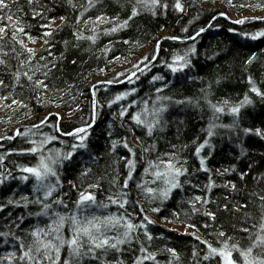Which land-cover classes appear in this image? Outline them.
Returning <instances> with one entry per match:
<instances>
[{
    "label": "trees",
    "instance_id": "1",
    "mask_svg": "<svg viewBox=\"0 0 264 264\" xmlns=\"http://www.w3.org/2000/svg\"><path fill=\"white\" fill-rule=\"evenodd\" d=\"M216 1L224 9H209L201 0H180L183 6V11H180L174 7L176 0H162L168 8H157L153 15L137 5L139 14L129 20L136 0H95V7L85 13L78 24L77 19L83 11L80 5H86L87 0H73L76 8L71 7L67 0H39L44 8L35 3L32 8L42 11L44 19L39 16L33 19L34 13L29 9L27 0H17L16 3L7 0L12 12L21 17V23L32 26L26 27L25 31H30L33 37L43 41L39 49H34L32 63L46 64L48 68L44 71L49 68L51 71L46 80L49 85L46 91L34 89L23 77V86L18 85L12 73L28 53L23 52L19 44L11 39L10 25L14 21L0 22V26L7 27L6 46L2 51L9 53L8 56L0 53V59L7 62L6 67L0 65V79L5 83V87H0V157L3 158L0 160V179L4 180L0 185V204H7L9 200L23 204L21 196L36 198L37 194L33 192L35 181L31 177L27 182L20 179L29 175L21 168L37 163V155L27 151L33 147L31 140L40 141L45 136H56L58 139L48 144L45 151H68L70 143L74 141L71 137L60 136L55 126L58 125L64 132L86 126L92 122L95 111L88 143L96 160L93 163L87 153H78L74 157L75 164L66 162L60 170L63 188L58 195L71 209L78 196L72 184L77 188H86L89 183L98 181L100 187L92 191L98 202H107V197L121 188L127 176L126 163L133 157L122 144L125 140L128 142L136 153V169L133 180L129 181V188L124 190L129 192L127 210L137 224L145 214L154 223L147 225L153 237L151 241L144 237V229H140L139 241H134L130 247L125 246L122 257L125 264H133L134 258L140 255V244L156 253L159 264H169V261L172 264H217L218 257L203 259L207 247L201 244V240L218 248L221 246L219 241L231 237L230 243L239 241L242 247L247 246L249 233L240 229L247 227L256 231L252 224L259 222L262 211L258 196L264 195V139L254 133L245 135L243 131L245 128L264 131V101L250 92L248 83L251 77L255 85L264 91V38L253 41L247 35L264 31V18L239 19L244 21L240 24L235 23L239 20H233L224 13L238 14L247 8L264 12V0ZM18 6L23 8L22 12H17ZM3 14L0 12V15ZM100 16L105 21L111 18L113 22L102 21L95 25L89 22L85 26L84 21L89 17L95 21ZM60 17L65 19L61 20ZM52 19L54 23H51ZM125 20H128L126 27L118 28L115 33L108 32ZM44 24H50V27H40ZM93 27L99 33L95 43L78 40L74 35L77 31L85 36L93 35ZM201 29L204 31L201 32ZM45 31H51V37H44ZM23 38L28 37L17 33V39ZM13 46L16 52L12 51ZM193 46L196 51L190 57L191 68L172 73L167 65L172 63L173 57L183 55ZM19 52H23V55L17 57ZM252 57L255 59L248 64ZM115 63L119 66L117 70L111 67ZM37 75L44 79L42 75ZM157 76L162 79L154 80ZM97 77H101L102 81L97 82ZM124 92L132 94L126 100L108 106L116 95ZM246 94L254 103L244 107L238 119L226 111L215 121L220 125H232L233 120L237 119L239 126L218 127L209 137L207 130L213 121L205 97L213 103L228 100L230 104H235L243 100ZM158 97L170 99L158 101ZM93 99L96 101L95 110ZM13 100L22 101V104H13ZM145 104L149 108L154 104L167 106L162 124L152 136H148L145 129L136 127L131 120V116ZM122 108L127 110L123 119L119 115ZM57 114L62 119H58ZM35 125H39V128ZM114 140L120 142L115 151L112 150ZM205 140L211 147L205 146L200 157L205 160L207 172L200 170V158L195 154L196 148ZM150 145H155L154 150L144 152L143 149ZM165 153H175L181 161H187L185 167L188 175L181 177V180L188 182L184 183L183 190H175L168 200L161 203L160 200L146 198L136 184L142 182L148 160H155ZM86 167H90L91 172L83 178L82 183L80 172ZM210 180L214 184L211 191L206 187ZM196 196H201L202 200L195 201ZM205 200L208 202L204 203ZM245 204L247 207H241ZM153 207H158L160 211H151ZM141 208L144 209L143 213L140 212ZM39 210L35 204H29L27 208L8 205L0 212V232L26 237L27 230L37 222L35 213ZM58 210L68 211L63 208ZM99 211L118 213L124 210L110 206ZM205 212L214 213L215 219L205 215ZM29 213L32 215L29 216ZM249 216L252 219H248ZM20 217H24V221L17 228L13 221L19 222ZM165 222L176 226L195 225L190 227L195 232L182 233L168 228ZM221 231L225 237L218 236ZM14 243L16 241L11 236L7 243L0 237V257L13 251ZM169 248L179 254L178 261L167 251ZM193 252L197 253L195 257ZM237 256L238 253H234V257Z\"/></svg>",
    "mask_w": 264,
    "mask_h": 264
},
{
    "label": "snow or ice",
    "instance_id": "2",
    "mask_svg": "<svg viewBox=\"0 0 264 264\" xmlns=\"http://www.w3.org/2000/svg\"><path fill=\"white\" fill-rule=\"evenodd\" d=\"M16 3L17 0H12ZM29 9L34 13L33 19L37 16L44 19V13L35 8L32 5L38 4L40 8H44V5L39 3V0H27ZM67 3L76 8L77 5L73 3V0H67ZM137 5H141L145 11L151 12L155 15V10L157 8L167 9V3H162V0H136V4L132 7L131 16L129 20L139 14V9ZM83 11L80 13V17L77 19L79 24L81 19H83L85 13H87L91 8L95 7V0H87L86 5H80ZM174 7L177 10L183 11V6L180 0H176ZM243 7V5H242ZM7 10V11H5ZM23 8L18 6L17 12H22ZM0 22L14 21L10 25L12 28V41L15 44H19L23 52H27L28 56L24 60L19 61V66L17 70L12 73L14 80L20 86L21 78H25L34 89L38 90H48L49 85L46 83L48 78V73L51 71L49 68L47 71L44 69L48 66L33 64L32 61L35 58V50L28 48L22 39H17V33L23 34L28 37V39L35 43V37H33L30 31L26 32L25 29L31 28V25H24L21 23V17L17 16L11 10V5L7 0H0ZM64 20V17H60ZM105 21L103 16L97 17L95 21L91 17L84 21L85 26L91 22L95 25L98 22ZM54 19L51 23H54ZM105 22H113L111 18ZM235 23H244L243 20L235 21ZM128 25V20H125L122 24L115 25L108 32L115 33L118 28H124ZM40 27L48 28L50 24L40 25ZM93 35L85 36L82 32L77 31L74 33L78 40H90L95 43L99 33H96L95 27L91 29ZM201 32L204 29L200 30ZM106 32L105 34H108ZM51 31H45L43 33L44 37H51ZM199 35V32L197 33ZM7 36V27L0 26V41L5 43H0V53L3 56H8L9 53L2 51L6 46L5 38ZM195 39V37H190ZM247 38L255 41L260 38H264V31H258L253 34H248ZM176 39V38H173ZM45 44L48 43L47 40L44 41ZM67 43V42H66ZM127 43V41H125ZM13 52H16V48L13 46ZM195 47L193 46L189 51L185 52L183 55H176L172 59V63L167 65L172 73L183 72L187 68H191L192 63L190 57L195 54ZM23 52L17 53L23 55ZM43 59V57H41ZM116 59H119L117 57ZM147 59V58H146ZM255 57L250 58L247 63L251 64ZM74 64L75 61H72ZM0 65L7 66V62L4 59H0ZM37 74H40L44 79H40ZM35 78V79H34ZM130 82H131V78ZM162 77H154V80H160ZM111 84L113 81H107ZM219 83V81H217ZM248 83L250 84V92L254 93L261 101H264V91H261L254 83L251 77H249ZM0 87H5L4 80L0 79ZM95 87V86H94ZM135 90H133L134 92ZM157 91H162L158 89ZM132 92H124L115 96V98L109 102V107L114 103L126 100ZM95 97V93H93ZM2 99H8V97H3ZM163 99H170L167 97H158V101ZM212 111V121L208 127V136L214 135V129L218 127H238L237 119L240 116L241 110L254 103L253 99L249 95H245L243 100L235 104H230L228 100H224L221 103H213L211 100H207ZM13 104H22V101L13 100ZM182 103V102H178ZM191 103V101H189ZM96 101L93 99V108L95 110ZM132 105L130 104L129 107ZM167 111V106L164 104H154L151 108L145 104V106L138 112L131 116V120L136 127H140L146 130L148 136H152L154 131L159 125L162 124L163 114ZM232 115L234 118L232 125H220L215 123L219 119L220 114ZM127 114V110L123 109L120 111L119 115L121 119ZM58 119H62L57 114ZM95 121V111L93 114L92 122L87 123L86 126L74 128L71 131H61L60 128L55 126V130L60 132V136L71 137L72 141L69 145L68 151H62L59 149H48L45 151L46 146L52 141L57 140L56 136H45L42 140L36 141L31 140L30 143L33 147L27 151L33 155H37V163L35 166L23 167L20 170L29 175L21 176L20 179L27 182L31 177L35 183L33 185V192L36 193L35 199H29L27 196H21L23 204L19 201L9 200L7 204H0V212L4 211V208L8 205H13L16 207L27 208L29 204L38 205L40 210L35 213L37 217V222L31 226L26 232V237H19L14 233L10 232H0V237L4 238V242H8L9 236L16 241L12 245L14 249L11 252H7L3 257H0V264H125V260L122 258L126 251L125 246H131L134 241H139V231L144 229L143 235L148 241L153 239L152 235L149 234L147 225L154 223L153 220L145 214L142 217V221L137 224L134 222V218L127 210V205L130 201L128 199L129 192L124 191L129 188V181L133 180V174L136 169V153L130 147L128 142L125 140L122 144L124 148H127L132 155V159H128L126 167L128 169L127 176L121 186V188L112 193L107 197V202H98L96 194L93 189H98L100 187L99 182L89 183L86 188H77L75 184H72V188L78 192V196L73 201V208L69 209L68 203L58 195L60 189L63 188L61 182V169L64 167L65 163L75 164L76 161L74 157L78 153L83 155L87 153L89 160L95 162L96 157L89 149V128H91ZM46 121H42L44 123ZM39 128V125H35ZM245 135L254 133L256 136L264 139V131L261 129L245 128L243 129ZM18 135L20 133H17ZM27 135V133H24ZM65 143L64 141H61ZM120 144L119 141L112 142V150L115 151ZM211 145L208 140H205L203 144L196 148V156L200 158V170L207 172L208 169L205 167V160L200 157L201 150L205 147ZM155 145H150L144 148V152H150L154 150ZM167 157V158H165ZM3 158L0 157V160ZM187 161H181L180 158L175 153H165L158 155L155 160H148V166L144 168L143 175L141 177L142 182H138L136 187L139 188L150 200H160L161 203L168 200L171 194L175 190H183L184 183L187 180L182 181L181 177H186L188 175V170L185 167ZM91 172L90 167H86L81 170L80 177L82 179L87 177ZM243 178V176H242ZM4 183L3 179H0V185ZM115 183V180L113 181ZM149 185H155L151 187ZM214 186L213 182L210 180L209 184L206 186L209 191ZM235 189V185H233ZM66 195V193H65ZM195 201H201V196H196ZM258 199L261 201V215L259 217L258 223H253L252 228L256 231H252L250 228H241L240 231L249 233L247 236L248 244L242 247L239 241L232 242L231 237L226 240H221L219 243L220 247H213L211 243L201 240V244H205L207 247V254L203 256L204 260L219 258L217 264H264V195H259ZM207 203L208 201H203ZM110 206H115L117 209H123V212L112 213V212H102L99 210H106ZM241 207H247V205H241ZM68 209L67 212H61L58 209ZM193 208L195 205L193 204ZM95 209V210H94ZM227 210V207H226ZM239 209H237L238 211ZM153 212H159L158 207H153L151 209ZM140 212L143 213L144 209L141 208ZM205 215L211 216L215 219V214L212 212H205ZM32 213H29L31 216ZM43 218V219H41ZM248 219H252L251 216ZM24 217L19 218V222L16 223V227L19 228L23 224ZM46 221V222H45ZM144 221L147 223L145 224ZM189 227H195V225H189ZM219 237H225L224 232L218 233ZM199 239V237H195ZM174 260H179V254L175 249L169 248L167 250ZM140 255L134 258L133 264H146V262L151 261L153 264H159L156 259V253L148 251L143 244L139 247ZM234 253H238L237 257H234ZM197 255L193 252V256ZM111 256V259L109 257ZM172 264V261H169Z\"/></svg>",
    "mask_w": 264,
    "mask_h": 264
},
{
    "label": "rangeland",
    "instance_id": "3",
    "mask_svg": "<svg viewBox=\"0 0 264 264\" xmlns=\"http://www.w3.org/2000/svg\"><path fill=\"white\" fill-rule=\"evenodd\" d=\"M201 2L205 7L209 8V9H216V8L224 9L222 6H220V4L216 0H201ZM224 14L233 20H239V19H245V18H264V12H257L252 8H247L238 14H229L226 11ZM58 23L59 22H57V24ZM23 40H24L25 44L29 48H32V49H39L43 44V41L39 40V39H35V43L31 42L28 38H23ZM111 67H112V69L117 70V68L119 66L117 63H115V64H112ZM95 80L97 82H99V81H102V78L97 77ZM59 115L62 116L61 113ZM164 224L168 228L178 230L182 233H194L195 232L192 228L187 227V226H176V225H171L167 222H165Z\"/></svg>",
    "mask_w": 264,
    "mask_h": 264
}]
</instances>
